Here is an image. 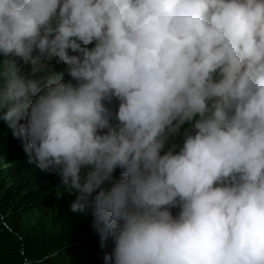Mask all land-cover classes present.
I'll return each instance as SVG.
<instances>
[{"label":"clouds","instance_id":"clouds-1","mask_svg":"<svg viewBox=\"0 0 264 264\" xmlns=\"http://www.w3.org/2000/svg\"><path fill=\"white\" fill-rule=\"evenodd\" d=\"M0 119L106 264H264V0H0Z\"/></svg>","mask_w":264,"mask_h":264},{"label":"trees","instance_id":"trees-1","mask_svg":"<svg viewBox=\"0 0 264 264\" xmlns=\"http://www.w3.org/2000/svg\"><path fill=\"white\" fill-rule=\"evenodd\" d=\"M118 104L114 98L107 107L115 113ZM185 130L182 126L169 137L162 155L171 142L182 145ZM24 143L0 119V264H106L104 256L114 246L111 237L101 248L91 211H70L75 193L63 189L55 172L29 163ZM121 171H114L115 180L123 179Z\"/></svg>","mask_w":264,"mask_h":264},{"label":"rangeland","instance_id":"rangeland-1","mask_svg":"<svg viewBox=\"0 0 264 264\" xmlns=\"http://www.w3.org/2000/svg\"><path fill=\"white\" fill-rule=\"evenodd\" d=\"M94 45H89L88 47H93ZM48 63V68L44 71L39 73V76H48V75H52V74H64V79L70 80L71 78L69 76H67L65 69H66V65H64L63 63H56L55 60L51 61V62H47ZM23 72L24 73H28L31 70V66L30 65H23L22 67ZM183 127H186L187 129L191 128V124L190 123H185L183 125ZM171 140H174V138H172ZM174 144V142L170 143V146H172ZM173 215L178 214L177 212H172Z\"/></svg>","mask_w":264,"mask_h":264},{"label":"bare ground","instance_id":"bare-ground-1","mask_svg":"<svg viewBox=\"0 0 264 264\" xmlns=\"http://www.w3.org/2000/svg\"><path fill=\"white\" fill-rule=\"evenodd\" d=\"M184 139V138H183ZM178 140V139H177Z\"/></svg>","mask_w":264,"mask_h":264}]
</instances>
